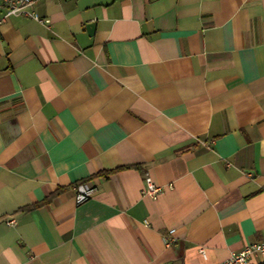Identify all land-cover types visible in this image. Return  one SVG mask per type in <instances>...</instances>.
<instances>
[{
  "label": "crops",
  "instance_id": "obj_1",
  "mask_svg": "<svg viewBox=\"0 0 264 264\" xmlns=\"http://www.w3.org/2000/svg\"><path fill=\"white\" fill-rule=\"evenodd\" d=\"M33 7L50 22L0 9V264H224L264 241V0Z\"/></svg>",
  "mask_w": 264,
  "mask_h": 264
},
{
  "label": "built area",
  "instance_id": "obj_2",
  "mask_svg": "<svg viewBox=\"0 0 264 264\" xmlns=\"http://www.w3.org/2000/svg\"><path fill=\"white\" fill-rule=\"evenodd\" d=\"M36 0H0V9L4 11V16L11 14H25L40 23H49V18L40 17L38 13L35 11L33 5ZM145 185L141 189L142 194H149L152 197L157 195L162 187L159 185H155L150 176L148 174L144 175ZM77 192V200H82L86 196L85 189L82 187L76 188ZM7 225H13L16 223V219L14 217H10L5 220ZM173 241L170 237L165 239V243L169 244ZM258 254H264V241H258L246 244V246L238 252L230 253L228 257L225 259L224 264H252L251 258Z\"/></svg>",
  "mask_w": 264,
  "mask_h": 264
},
{
  "label": "trees",
  "instance_id": "obj_3",
  "mask_svg": "<svg viewBox=\"0 0 264 264\" xmlns=\"http://www.w3.org/2000/svg\"><path fill=\"white\" fill-rule=\"evenodd\" d=\"M101 174H103L104 176H106V175H107V172H101ZM58 191H59V190L57 189L55 192L51 193V195H49V197H47V198L45 199V201H47L52 195L56 194V192H58Z\"/></svg>",
  "mask_w": 264,
  "mask_h": 264
},
{
  "label": "water",
  "instance_id": "obj_4",
  "mask_svg": "<svg viewBox=\"0 0 264 264\" xmlns=\"http://www.w3.org/2000/svg\"><path fill=\"white\" fill-rule=\"evenodd\" d=\"M88 25L89 27L93 28V23H89Z\"/></svg>",
  "mask_w": 264,
  "mask_h": 264
}]
</instances>
